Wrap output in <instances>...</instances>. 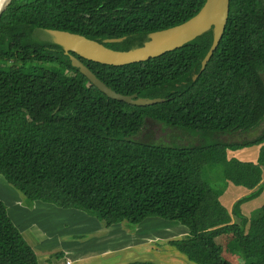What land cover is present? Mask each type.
<instances>
[{
	"label": "trees",
	"instance_id": "obj_1",
	"mask_svg": "<svg viewBox=\"0 0 264 264\" xmlns=\"http://www.w3.org/2000/svg\"><path fill=\"white\" fill-rule=\"evenodd\" d=\"M204 2L12 0L0 17V176L29 203L83 210L105 228L134 229L152 217L178 222L189 236L169 244L196 264H232L221 239L245 264H264V204L249 216L238 208L264 188V130L231 141L264 120V0H229L223 36L201 73L211 31L122 66L75 55L116 93L164 99L151 106L108 98L41 38L42 29L99 42L126 37L105 45L124 51L185 22ZM256 145L255 162L227 157ZM227 184L258 188L229 212L219 201ZM0 264H38L1 198Z\"/></svg>",
	"mask_w": 264,
	"mask_h": 264
},
{
	"label": "crops",
	"instance_id": "obj_2",
	"mask_svg": "<svg viewBox=\"0 0 264 264\" xmlns=\"http://www.w3.org/2000/svg\"><path fill=\"white\" fill-rule=\"evenodd\" d=\"M251 147L258 148L257 145ZM251 147H245L232 153L243 152ZM258 154L254 156L253 151L252 153H247L244 158L238 157V159L240 161L247 159L249 162H255ZM262 169H264V166ZM260 184L264 186V177ZM257 188L254 190L242 188L241 191H233L231 184H227L223 194L219 197V201L231 212L235 203L237 204L242 197L253 193ZM243 190L248 193L236 198ZM263 194L264 188L257 197L250 201H258ZM250 201L247 202L249 203ZM18 203H20V200ZM40 203H37V201L33 202V209L32 207H22L24 222L20 224L21 226L16 225L25 241L35 252L38 264H66L67 261H70V264H132L135 262L196 264L188 260L184 254L169 244L170 241L183 240L189 236L188 229L178 222L152 221L151 223H144V220L135 226V229H131L126 223L105 228L98 217L83 210L65 209V211H61V208L57 207V209L51 204L43 203V205ZM244 205L243 203L240 204L238 207L239 212L243 216H249L254 209H244ZM49 206L60 211V217L66 216L69 219L68 227L72 230V232L67 234V228H63V230L57 232L56 236L52 235V241L48 240L49 237L47 236H39L36 231L40 228L43 229V224L45 223L43 217L44 214L49 215ZM36 213L44 214L38 216ZM52 218L54 219L56 216H52ZM232 222L238 223L239 219L236 216H232ZM151 228L159 230L153 231ZM27 231L30 235L26 234ZM39 232L42 233L40 230ZM76 232L82 235L77 237L75 235ZM63 234L67 235V237H60ZM26 236L28 240H26ZM64 240H67V242H64Z\"/></svg>",
	"mask_w": 264,
	"mask_h": 264
},
{
	"label": "water",
	"instance_id": "obj_3",
	"mask_svg": "<svg viewBox=\"0 0 264 264\" xmlns=\"http://www.w3.org/2000/svg\"><path fill=\"white\" fill-rule=\"evenodd\" d=\"M11 1L12 0H5L0 6V17ZM228 15L229 0H205L200 10L185 22L163 30L148 33L142 45L134 46L124 51L114 50L105 45L121 43L126 37L109 38L99 42L67 31L42 29L41 38L60 46L64 54L68 56L71 66L78 69L94 87L108 98L132 106L145 107L161 103L164 99H150L137 97L135 94L122 95L116 93L98 79L79 58L113 66L139 63L180 48L204 33L211 31L212 42L207 53L200 62L199 73H201L223 36ZM196 78L197 75H194L193 80Z\"/></svg>",
	"mask_w": 264,
	"mask_h": 264
},
{
	"label": "rangeland",
	"instance_id": "obj_4",
	"mask_svg": "<svg viewBox=\"0 0 264 264\" xmlns=\"http://www.w3.org/2000/svg\"><path fill=\"white\" fill-rule=\"evenodd\" d=\"M264 78V75H263ZM264 130V120L262 121L261 125L259 126V128H257L256 130L247 133V134H242V135H234L233 138L231 139V141H244L247 139H254L256 138V136H258L259 134H261V131ZM158 135L163 136L164 134L162 132H160L158 130L157 132ZM145 137V136H143ZM185 140H187V138H185ZM260 146H258V150ZM256 149V147H251L249 150H245L243 152H237V153H232L234 151H228L227 153V157L228 158H236L238 159V157H243L245 155H247V153H252L254 151V156H256L259 151ZM257 151V152H256ZM257 159V157H256ZM239 160V159H238ZM243 161V160H241ZM244 162H247V159L244 160ZM253 162V161H250ZM264 172V169H263ZM263 177H264V173H263ZM213 185L215 187H219L220 184L217 181L213 182ZM221 188V186H220ZM231 189L233 191H241V187H235L233 185H231ZM247 191H244L242 193H240L238 196H236V198L241 197L242 195L247 194ZM0 198L4 201L6 210H7V214L10 217V219L12 220V222L15 225L21 226L20 224L24 222V214L22 211V207H34V204L27 202V200L17 191L15 190L2 176H0ZM20 200V203H18V201ZM18 200V201H16ZM249 201V200H248ZM37 203H40L37 201ZM244 205V209L246 208H252V210L256 209L258 206H260L261 204L264 203V194L263 196L255 202H242ZM43 204V203H40ZM44 205V204H43ZM52 206V205H51ZM54 207V205H53ZM55 208H57L55 206ZM58 209V208H57ZM60 209V208H59ZM48 214L49 215H45L44 213H36V215L38 216H42L44 214L43 217V221L45 222L43 224V229H39L42 233L39 232V230H36L39 236H47L49 237L48 240L52 241V235L56 236L58 231L63 230V228H67V234H69L70 232H72V230L68 227L70 221L69 219L66 218V216H61V212L58 210H55L54 208L50 207L48 208ZM251 210V211H252ZM61 211H65V209H61ZM56 212V213H54ZM56 216V218H52V216ZM34 218V217H33ZM35 219V218H34ZM147 219V220H146ZM144 223H151L152 221H165V223H169L167 220H163L161 218H146ZM143 223V225H144ZM142 225V227H143ZM38 228V227H36ZM135 229V228H134ZM143 229V228H142ZM151 230L153 231H157L159 229L157 228H151ZM79 231V230H76ZM26 234L30 235L29 232L27 231ZM75 235L77 237L81 236L82 234L76 232ZM60 237L62 238H66L67 235L63 234ZM26 240H28V237L26 236ZM229 241V240H228ZM227 241V239L225 240H220L219 244L222 246V257L231 262L232 264H245L246 263V259L244 258V256L238 252L237 250L233 249L230 245L229 242ZM64 242H67V240H64Z\"/></svg>",
	"mask_w": 264,
	"mask_h": 264
},
{
	"label": "bare ground",
	"instance_id": "obj_5",
	"mask_svg": "<svg viewBox=\"0 0 264 264\" xmlns=\"http://www.w3.org/2000/svg\"><path fill=\"white\" fill-rule=\"evenodd\" d=\"M5 2V0H2V2H0V6Z\"/></svg>",
	"mask_w": 264,
	"mask_h": 264
},
{
	"label": "built area",
	"instance_id": "obj_6",
	"mask_svg": "<svg viewBox=\"0 0 264 264\" xmlns=\"http://www.w3.org/2000/svg\"><path fill=\"white\" fill-rule=\"evenodd\" d=\"M66 264H70V261H67Z\"/></svg>",
	"mask_w": 264,
	"mask_h": 264
},
{
	"label": "clouds",
	"instance_id": "obj_7",
	"mask_svg": "<svg viewBox=\"0 0 264 264\" xmlns=\"http://www.w3.org/2000/svg\"><path fill=\"white\" fill-rule=\"evenodd\" d=\"M0 2H2V0H0Z\"/></svg>",
	"mask_w": 264,
	"mask_h": 264
}]
</instances>
